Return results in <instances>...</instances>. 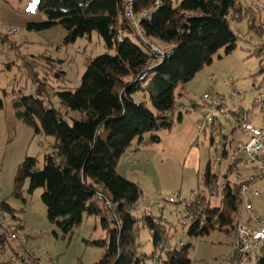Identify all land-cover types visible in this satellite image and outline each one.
I'll use <instances>...</instances> for the list:
<instances>
[{
	"label": "trees",
	"instance_id": "1",
	"mask_svg": "<svg viewBox=\"0 0 264 264\" xmlns=\"http://www.w3.org/2000/svg\"><path fill=\"white\" fill-rule=\"evenodd\" d=\"M39 11L45 21L28 23V31L61 25L66 30L64 45L96 32L106 52L88 60L78 87L52 88L39 77L36 67L43 60L50 61L52 75L60 61L44 55L22 56L23 42L11 36L13 30L0 35L2 47L28 61L21 67L33 93L14 94L16 118L34 127L36 133L53 138L42 169L37 168L36 159L27 157L18 166L12 195L22 198L21 190L28 180V195L41 188L47 218L62 233H70L84 216L100 218L105 238L89 242L102 247L103 254L93 264H144L147 260L154 264H191V245L168 247L170 224L163 216L133 213L142 189L120 177L116 167L135 140L142 141L147 133L169 130L181 120L179 114L174 121L176 88L190 82L221 50L226 55L233 52L237 35L230 28L232 20L246 19L248 32L260 37L264 35V20L258 18L252 5L244 6L239 0H137L134 13L144 36L140 38L122 0H40ZM153 41L165 45L163 49L157 47L163 57L157 59L152 53ZM59 74L55 75L58 82ZM218 99L215 107L207 101L211 109L223 107ZM243 114L232 112L236 119ZM150 142L158 143L159 137L152 135ZM226 154L223 151L222 156ZM234 171L228 166L219 186L218 177L208 166L201 178L208 196L198 187L183 202L182 225L189 237L199 238L211 230L234 233L240 188L257 182L254 175L248 180L231 181L229 175ZM218 194L219 204L212 207L210 198ZM0 212V264H51L44 256L35 258L27 247V236L21 242L23 223L7 199L0 201ZM141 229H146L152 239L148 255L139 251ZM8 234L17 236L15 247L10 245ZM258 253L257 264H264V240ZM233 261L234 252L228 264Z\"/></svg>",
	"mask_w": 264,
	"mask_h": 264
},
{
	"label": "rangeland",
	"instance_id": "2",
	"mask_svg": "<svg viewBox=\"0 0 264 264\" xmlns=\"http://www.w3.org/2000/svg\"><path fill=\"white\" fill-rule=\"evenodd\" d=\"M39 1L0 0V35L8 29L13 30L11 36L18 43L23 42L22 56L44 55L53 61H60L52 75L49 72L50 61H41L36 67L39 77L44 78L52 88L59 85L63 89H74L80 85L88 60L106 52L103 41L96 32H92L74 43L64 45L66 30L61 25L28 31V23L39 24L45 21L44 14L39 11ZM239 2L244 6L252 5L258 12V18L264 20V0ZM230 28L237 35L233 52L226 55L221 50L212 63L200 70L190 82L176 88L175 113H182V122L175 123L176 126L170 131L159 130L143 137L144 142L157 146V143L150 142L152 135L159 137V141L171 138L197 119V123L200 120L202 123L199 124L200 129L194 141L191 143L190 140L178 147L181 155L177 154L173 158L169 156L170 166L162 170V177L159 172L160 157L158 162L154 158L146 162L148 153L132 149L137 145L141 146L137 140L122 155L117 168L123 177L142 187V198L133 213L141 216L150 212L154 216H163L170 224L168 247L179 249L180 243L191 245L188 254L191 264H228L235 244L232 232L211 230L208 235L192 238L186 234V227L182 225L185 216L183 202L188 201L198 187L200 192L208 196V190L202 184L207 167L210 166L212 174L218 177L219 186L227 167L232 161L235 162L234 159H237L239 166L229 175V180H248L254 174L243 153V147L250 139L244 128H250L254 123L258 125L261 120L255 99L262 92L264 83V35L260 37L248 32L246 19L232 20ZM151 43L159 49L165 47L159 41ZM24 62L28 61L18 58L14 51H7L0 44V100L3 103L0 109L1 188L7 202L17 211V216L23 223V229L19 231L21 242L24 243L27 236L32 247L44 249L46 254L42 256L57 260V264H93L103 254L102 247L90 243L105 238L100 218L84 216L80 225L70 233H62L47 218L41 188L28 195V180L21 190L22 198L12 195L13 178L18 166L27 157L36 159L37 168L42 169L43 157L50 151L53 143L52 137L36 133L34 127L20 122L15 116L14 94L19 91L24 94L33 93L21 67ZM58 73L59 82V78L55 76ZM260 85L262 86L259 87ZM184 88L186 93L183 92ZM206 93L218 96L223 107L211 109L207 100L203 99ZM193 102L195 105L192 107ZM237 111L244 113L239 119L232 116V112ZM207 115L211 116L210 120L206 118ZM73 116L78 118L79 114ZM170 132L173 135H169ZM132 151H135L132 154L138 158H127L128 152ZM223 151L229 157H223ZM251 188L262 190V185L256 182ZM219 200V194L218 197H211V206L217 207ZM250 202L254 214L264 222V200L250 197ZM241 217L243 221L248 220L245 213ZM138 243L140 253L148 255L152 252V239L146 229H141ZM10 245L15 247L16 242L11 240ZM144 264L154 263L147 260ZM245 264L257 263L254 260Z\"/></svg>",
	"mask_w": 264,
	"mask_h": 264
},
{
	"label": "built area",
	"instance_id": "3",
	"mask_svg": "<svg viewBox=\"0 0 264 264\" xmlns=\"http://www.w3.org/2000/svg\"><path fill=\"white\" fill-rule=\"evenodd\" d=\"M125 4L126 16L130 23L134 26L137 34L140 38H143V34L138 29V16L134 13V5L137 0H122ZM144 16V13L141 14ZM140 16V17H141ZM152 53L158 59L164 56V53L159 50L155 45H150ZM141 79V78H140ZM215 79V78H212ZM262 92L255 99V106L260 111L261 125L259 132L252 136L249 141L243 147V153L246 157V162L253 168V175L257 180V183L262 185V190L251 188L248 184H243L240 188L239 194L241 196V203L238 206L237 212L234 217V261L232 264H245L251 263L255 260L258 261L259 248L264 240V222L261 221L254 214L250 202V197L264 200V86ZM204 99L211 103L212 107L217 106L219 99L216 96L205 95ZM208 120L211 119L210 115H207ZM244 132L248 130L245 127ZM232 161L230 167L236 170L239 166L237 159ZM245 213L248 217L247 221L242 220V214ZM3 218L2 212H0V220ZM9 238L13 241L17 240L15 234H8ZM29 250L34 253L35 258L46 254V251L42 248H34L30 243H27ZM51 264H57V260L47 257Z\"/></svg>",
	"mask_w": 264,
	"mask_h": 264
},
{
	"label": "crops",
	"instance_id": "4",
	"mask_svg": "<svg viewBox=\"0 0 264 264\" xmlns=\"http://www.w3.org/2000/svg\"><path fill=\"white\" fill-rule=\"evenodd\" d=\"M248 39V38H247ZM184 93H186V88H184ZM208 95H211L210 93H206ZM204 94V95H206ZM212 96V95H211ZM218 97V96H216ZM219 98V97H218ZM182 106H179L178 108H181ZM181 115L182 116V113L180 111H178V113H175V119L178 115ZM75 115V114H74ZM80 116V115H79ZM259 116V115H258ZM76 117V116H75ZM248 118V117H247ZM252 119V118H250ZM182 117H181V120L180 121H175L174 122V125L171 127V129L173 127H175V123L179 124L182 122ZM198 120L196 119L193 124L191 123H188V126L186 128H184L183 130H181L177 135H173L172 132L169 133V135H173L171 138H167L165 140H162L160 139V141L156 144L157 146H154L150 143H147V142H144L143 140L142 141H137L139 144H141V146H136L135 148H132V149H135L136 151H139L142 153H148V156H146L147 160L146 162H150L153 158L155 161L158 162V158L160 157L159 159V162H160V165H159V172H160V175L162 177V170L164 171V169L168 166H170V160L169 158L172 156H176L177 154L181 155L179 153V150H178V147H182L184 144H186L187 142H189L191 140V143L194 141V139L197 137V134L199 132V129L198 127L199 124L202 123V121L200 120L199 123H197ZM196 125V127L194 126ZM260 125H261V122H259V124L257 125V123H254L250 128L246 127L248 132L246 133L248 136H250V138L254 135H256L259 130H260ZM169 129V131L171 130ZM195 137V138H194ZM248 142V141H247ZM190 143V144H191ZM190 146V145H189ZM132 147V146H131ZM130 147V148H131ZM133 152L135 151H132V152H128V155H127V158H138L135 156V154H132ZM170 156V157H169ZM226 157H229V155L226 154ZM176 160H179V158H176ZM231 160V159H230ZM119 165V164H118ZM118 165L116 167V173L122 177V178H125L123 177L124 175H122L121 173H119V171L117 170L118 168ZM156 169H157V166H156ZM130 180V179H129ZM132 181V180H130ZM134 182V181H132ZM136 183V182H135ZM138 184V183H137ZM140 187L141 185L138 184ZM142 188V187H141ZM176 194H180V193H176ZM0 196H2V199H6L5 198V195L3 193V189L1 188V183H0ZM179 196V195H178ZM0 200V201H1ZM234 234V233H233Z\"/></svg>",
	"mask_w": 264,
	"mask_h": 264
}]
</instances>
